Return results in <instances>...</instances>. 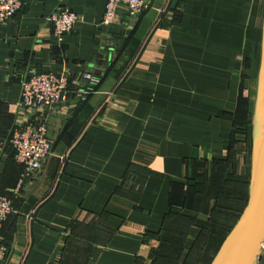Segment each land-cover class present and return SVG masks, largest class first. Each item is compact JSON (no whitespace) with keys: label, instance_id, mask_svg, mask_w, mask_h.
<instances>
[{"label":"crops","instance_id":"crops-1","mask_svg":"<svg viewBox=\"0 0 264 264\" xmlns=\"http://www.w3.org/2000/svg\"><path fill=\"white\" fill-rule=\"evenodd\" d=\"M171 1L147 0L133 18L119 7L98 24L104 0H22L0 24V137L33 116L51 142L22 179L9 146L0 150V194L15 207L0 224L2 264L146 263L186 184L219 175L239 83L249 92L243 73L260 42L262 0H176L175 21ZM56 5L77 15L59 39L45 20ZM28 65L66 71L68 101L33 115L18 107ZM84 71L99 77L93 88ZM242 144L222 177L248 186L251 146ZM198 231L188 226L178 263ZM254 264H264V247Z\"/></svg>","mask_w":264,"mask_h":264},{"label":"built area","instance_id":"built-area-1","mask_svg":"<svg viewBox=\"0 0 264 264\" xmlns=\"http://www.w3.org/2000/svg\"><path fill=\"white\" fill-rule=\"evenodd\" d=\"M21 3L22 0H0V24L12 17L14 12L20 8ZM147 6V0H104L98 24L113 21L119 7L123 8L127 17L133 18ZM45 20L50 24L53 34L59 39L64 32L74 26L77 15L64 5H56L47 13ZM80 76L89 86L99 81V77L89 71L82 72ZM19 84L20 91L16 105L32 115L37 109L50 112L68 101L67 73L64 70L40 71L28 65ZM5 146H9L12 159L20 164V179H22L40 166L42 159L50 151L51 142L44 122L32 116L14 124L6 138L0 137V150ZM14 211L15 207L11 200L0 194V224ZM263 240L259 251L264 247ZM5 255L6 245L0 240V264L3 263Z\"/></svg>","mask_w":264,"mask_h":264},{"label":"trees","instance_id":"trees-1","mask_svg":"<svg viewBox=\"0 0 264 264\" xmlns=\"http://www.w3.org/2000/svg\"><path fill=\"white\" fill-rule=\"evenodd\" d=\"M174 9L173 7V20L175 21L178 19L179 12ZM244 64L247 66V58L244 59ZM96 84L90 85V88ZM247 113L248 94L243 93L240 82L234 111L231 115L233 129L230 144L227 146L225 157L214 161L217 165L216 172L219 175L214 177L215 181L186 184L181 205L178 208L167 209L162 215L158 230L152 233L158 240V244L150 249L148 262L139 264H196L197 262L208 264L221 239L237 218L247 194V181H235L222 177L224 161L233 160L234 162L235 160L234 143L239 140V135L241 138L246 136L249 122ZM234 187L240 189V191H235L239 196V199L236 198L235 200H233L234 191L232 190ZM208 197L213 200L209 208L207 207ZM226 202H229L228 205H223ZM233 203H236L235 208H233L235 206ZM229 209L233 213H229L231 212ZM197 212H207V218L203 221L198 220L196 218ZM193 223L199 225V231L184 251L182 260L178 263L182 251V239L188 226ZM218 230H222L223 234L217 240L216 232Z\"/></svg>","mask_w":264,"mask_h":264},{"label":"water","instance_id":"water-1","mask_svg":"<svg viewBox=\"0 0 264 264\" xmlns=\"http://www.w3.org/2000/svg\"><path fill=\"white\" fill-rule=\"evenodd\" d=\"M175 1H171L170 7ZM251 136V166L244 204L208 264H254L264 238V0Z\"/></svg>","mask_w":264,"mask_h":264},{"label":"rangeland","instance_id":"rangeland-1","mask_svg":"<svg viewBox=\"0 0 264 264\" xmlns=\"http://www.w3.org/2000/svg\"><path fill=\"white\" fill-rule=\"evenodd\" d=\"M255 52H256L255 53V57H253L252 63H250L252 65H249V67H248V74L243 73V77H245V78L247 77L248 78L247 88L249 89V92H247L246 87H243V93L248 94V113H247V118H248V121H249L248 122V125H247V131L245 133V135H246L245 138L243 136L241 138V135H239V140L241 139L243 141V144H242L243 151L246 150V149H244V148H246V145H245L246 140H248V145H249V146H247V148L250 149V146H251L252 118H253L254 98H255V91H256V75H257V66H258V58H259V44H258L257 51H255ZM232 190L234 191V193H233V200H235L236 198L239 197L238 194H237V192H235V191H240V189L237 188V187H234ZM228 203L229 202H226L223 205H226L227 206ZM235 204L233 203V205H235ZM235 207H236V205L233 206V208H235ZM229 211H231V210L229 209ZM229 213H233V212L231 211ZM222 232H223L222 230H218L216 232V238H217V240L223 234Z\"/></svg>","mask_w":264,"mask_h":264}]
</instances>
